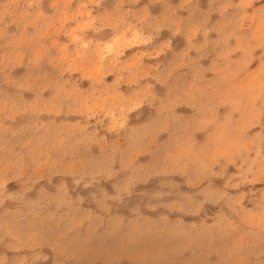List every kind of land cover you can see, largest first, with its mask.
<instances>
[{
    "label": "clouds",
    "instance_id": "1",
    "mask_svg": "<svg viewBox=\"0 0 264 264\" xmlns=\"http://www.w3.org/2000/svg\"><path fill=\"white\" fill-rule=\"evenodd\" d=\"M125 262L264 264V0H0V264Z\"/></svg>",
    "mask_w": 264,
    "mask_h": 264
},
{
    "label": "rangeland",
    "instance_id": "2",
    "mask_svg": "<svg viewBox=\"0 0 264 264\" xmlns=\"http://www.w3.org/2000/svg\"><path fill=\"white\" fill-rule=\"evenodd\" d=\"M213 259H215V257H213ZM125 264H127V262H125Z\"/></svg>",
    "mask_w": 264,
    "mask_h": 264
}]
</instances>
